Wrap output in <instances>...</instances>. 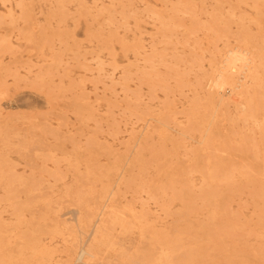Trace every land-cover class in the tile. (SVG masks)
<instances>
[{
  "label": "rangeland",
  "instance_id": "374dc122",
  "mask_svg": "<svg viewBox=\"0 0 264 264\" xmlns=\"http://www.w3.org/2000/svg\"><path fill=\"white\" fill-rule=\"evenodd\" d=\"M263 55L264 0H0V264H264Z\"/></svg>",
  "mask_w": 264,
  "mask_h": 264
},
{
  "label": "bare ground",
  "instance_id": "6f19581e",
  "mask_svg": "<svg viewBox=\"0 0 264 264\" xmlns=\"http://www.w3.org/2000/svg\"><path fill=\"white\" fill-rule=\"evenodd\" d=\"M27 17H28V16H27ZM240 32H241V34L243 35L244 33H242V32H245V31L242 30V31H240ZM241 34H240V36H241ZM245 34H246V33H245ZM247 35H248V34H247ZM247 35H246V36L244 35V36L247 37ZM248 36H250V35H248ZM236 38L238 39L237 36H236ZM241 38H242V37H241ZM249 38H251V37H249ZM237 39H236V40H237ZM238 40H239V39H238ZM243 40H245V39H243ZM240 41H241V40H240ZM240 41H239V42H240ZM247 41H250V39H249V40L247 39ZM251 41H253V38L251 39ZM251 41H250V42H251ZM244 42H246V41H244ZM133 43H134V42H133ZM241 43H242V41H241ZM251 43H253V42H251ZM251 43H250V44H251ZM248 44H249V43H247V45H248ZM243 45H244V43H243ZM244 46H245V45H244ZM250 46H251V45H250ZM122 47H123V46H122ZM139 47H140V46H138V47H136V48L139 49ZM246 47L248 48V46H246ZM237 48H238V47H237ZM239 49H240V48H239ZM239 49H238V50H239ZM248 49H249V48H248ZM256 49H257V48H256ZM124 50H125V49H124ZM234 50H235V49L233 48L232 51H234ZM241 50H242V49H241ZM243 50H244V49H243ZM245 50H246V49H245ZM229 51L231 52V50H229ZM252 51H254V50H251V52H250V51H249V52L252 54ZM136 52L139 53L140 51L136 50ZM215 52H216V51H215ZM227 52H228V51H227ZM235 52H236V51H235ZM247 52H248V51H247ZM249 52H248V54H249ZM257 52H258V51H257ZM237 53L239 54V53H241V52L238 51ZM237 53H236V57H235V58L238 57V54H237ZM242 53H244V52H242ZM245 53H246V52H245ZM213 54H214V53H213ZM233 54H234V52H233ZM255 54H256V53H255ZM258 54H259V53H258ZM231 55H232V54H231ZM231 55H227V53H226V56H229V57H227V58L225 59V66H223V67L221 66L222 69H221V71H219L220 73H219L218 77L216 78V81L214 82V85L217 84V83H219V84L221 83L220 86H222V84H224V82H226V80H228V79L230 78L229 80H232L231 83H232V84L234 83L233 85L235 86L236 83H235L234 81H236V79H235L234 76H237V75L234 74V73H235L234 70L237 69L238 64H236L237 62L235 61V58H234L233 56H231ZM234 55H235V54H234ZM240 55H241V54H240ZM245 55L247 56V54H245ZM259 55H260V54H259ZM211 56H213V55H211ZM216 56H217V55H216ZM243 56H244V55H243ZM243 56H242L241 59H243V58L245 57L244 60L246 61V56H244V57H243ZM249 56H250V55H249ZM254 56H255V55H254ZM261 56H262V54H261ZM261 56H260V57H261ZM263 56H264V55H263ZM239 57H241V56H239ZM239 57H238V58H239ZM251 57H252V56H250V58H251ZM255 57H256V56H255ZM257 57L259 58L258 55H257ZM215 58H216V57L213 56V60H214ZM223 58H225V57H223ZM250 58H249V59H250ZM247 59H248V56H247ZM249 59H248V60H249ZM256 59H257V58H256ZM260 59H262V61L264 60L263 57L260 58ZM210 60H211V59H210ZM239 60H240V59H239ZM245 61H243V63H244ZM256 61H257V60H256ZM260 61H261V60H260ZM260 61H259V62H260ZM113 62H114V61H113ZM127 62H128V61H127ZM209 62H210V61H209ZM221 62H222V61H221ZM238 62H239V61H238ZM253 62L255 63V61H253ZM211 63H212V61H211ZM239 63H240V62H239ZM243 63H241V64H243ZM257 63H258V61H257ZM257 63H256V64H257ZM260 63L264 66V62H260ZM212 64H213V63H212ZM241 64H239V67H240ZM244 64L246 65V63H244ZM258 64H259V63H258ZM261 64H259V65H261ZM209 65H210V63H209ZM236 65H237V67L234 69V67H235ZM262 65H261V66H262ZM226 66H227V68H226ZM242 66H243V65H242ZM242 66H241V67H242ZM247 66H250V69H251V67H252V66L250 65V63H249V65H247ZM257 66H258V65H257ZM210 67H211V66H210ZM253 67H254L255 71H257V69L255 68V65H254ZM217 68H218V67H217ZM219 68H220V67H219ZM246 68H247V67H246ZM257 68L259 69V68H261V67L258 66ZM238 69H239V68H238ZM263 69H264V68H263ZM263 69H262V70H263ZM240 70H241V69H240ZM262 70H261V71H262ZM245 71H246V70H245ZM245 71H244V73H249V72H247L248 70H247L246 72H245ZM251 71H252V70H251ZM233 72H234V73H233ZM237 72H238V71H237ZM263 72H264V71H263ZM202 73H203V72H202ZM242 73H243V72H242ZM242 73H240V74H242ZM253 73H254V70H253ZM256 73H257V75H258V72H256ZM259 73H260V72H259ZM204 74H205V73H204ZM216 74H218V72H217ZM233 74H234V75H233ZM249 74H250V73H249ZM260 74H262V72H261ZM202 75H203V74H202ZM206 75H207V74H206ZM244 75H245V74H244ZM255 75H256V74L252 75V76H253L252 78L256 79V80H253V83H254V81L257 83V81H258L257 79H259V77H260L259 75H258L259 77H254ZM257 75H256V76H257ZM262 75H263V74H262ZM200 76H201V75H200ZM200 76H199V77H200ZM203 76H205V75H203ZM203 76H202V77H203ZM214 76H215V75H214ZM216 76H217V75H216ZM232 76H233V79H232ZM199 77H197V78H199ZM205 77H206V76H205ZM239 77H241V76H239ZM239 77H238V80H239ZM246 77H247V76H246ZM248 77H249V76H248ZM210 78H211V77H210ZM250 78H251V77H250ZM261 78H262V77H261ZM202 79H203V78H202ZM234 79H235V80H234ZM199 80L201 81L200 78H199ZM210 80H211V79H210ZM210 80H209V81H210ZM233 80H234V81H233ZM238 80H237V81H238ZM242 80H244V78H243ZM242 80H241V81H242ZM247 80H248V79H247ZM260 80H261V79H260ZM204 81H205V80H204ZM237 81H236V82H237ZM261 81H262V80H261ZM261 81H260V82H261ZM197 82H199V81H197ZM197 82H196V85H198ZM202 82H203V81H202ZM202 82H201V83H202ZM207 82H208V80H207ZM229 82H230V81H229ZM229 82H227V83H229ZM243 82H244V81H243ZM243 82H241V85H242ZM250 82H251V81H250ZM250 82H249V83H250ZM262 82H263V81H262ZM205 83H206V82H205ZM210 83H211V81H210ZM210 83H208V84H210ZM227 83H226V84H227ZM231 83H230V84H231ZM256 83H255L254 85H257V87H259L258 84H256ZM219 84H218V85H219ZM226 84H224V85H226ZM237 84H238V82H237ZM237 84H236V85H237ZM239 84H240V82H239ZM246 84H248V83L246 82ZM251 84H252V83H251ZM199 85L201 86L202 84H199ZM203 85H204V84H203ZM211 85H212V84H211ZM214 85H213V86H214ZM218 85H217V86L215 85V86L219 88ZM244 85H245V84H244ZM259 85H260V83H259ZM200 86H198V87H200ZM205 86H206V84H205ZM208 86H209V85H208ZM208 86H207V87H208ZM237 86H239V85H237ZM202 87H203V86H202ZM202 87H201V88H202ZM246 87H247V86H245V88H246ZM249 87H250V84H249ZM254 87H255V86H254ZM261 87H262V85H261ZM196 88H197V87H196ZM233 88H234V87H233ZM251 88H252V90H255V89H256V88L254 89L253 87H250V89H251ZM214 89H215V88H214ZM219 89H220V88H219ZM238 89H239V88L236 87V90H237V91L234 90L235 93H236V92L238 93V91H239ZM241 89H242V88H241ZM247 89H248V87H247ZM258 89H261V88H258ZM258 89H257V91H258ZM263 89H264V86H263ZM263 89H262V90H263ZM199 90H200V88H199ZM201 90H202V89H201ZM203 90L205 91V88H203ZM203 90H202V91H203ZM220 90H221V89H220ZM242 90H244V86H243V89H242ZM242 90H241V91H242ZM196 91H197V90H196ZM202 91H201V92H202ZM211 91H212V90H211ZM246 91H247V90H246ZM257 91H256V92H257ZM260 91H261V90H260ZM197 92L200 93V91H197ZM239 92H240V91H239ZM242 92H243V91H242ZM253 92H255V91H253ZM199 93H198V94H199ZM200 94H201V93H200ZM202 94H204V93L202 92ZM207 94H208V91H207ZM217 94H218V93H217ZM238 94H240V93H238ZM242 94H243V93H242ZM244 94H245V93H244ZM249 94H251L250 91H249ZM253 94H254V93H253ZM220 95H221V94H220ZM247 95H248V93H247ZM198 96H200V95H198ZM207 96H208V95H207ZM207 96H206V97H207ZM239 96H240V95H239ZM204 97H205V96H204ZM210 97H211V96H210ZM215 97H216V95H215ZM240 97H241V96H240ZM244 97H245V95H244ZM248 97H249V96H247V98H246V97H245V98L248 99ZM251 97H252V95H251ZM253 97H254V96H253ZM200 98H201V96H200ZM200 98H199V99H200ZM220 98H221V97H220ZM245 98H244V99H245ZM254 98H255V97H254ZM204 99H205V98H204ZM204 99H203V100H204ZM222 99H224V96L222 97ZM226 99H227V98H226ZM230 99L232 100V98H230ZM207 100H208V99L206 98V100H204V101L207 102ZM212 100H214V99H212ZM250 100H251V99H250ZM222 101H223V100H222ZM228 101H229V102H228L229 104L226 102V105H227V104H228V105L231 104V103H230L231 101L229 100V98H228ZM233 101H234V100H233ZM233 101H232V102H233ZM237 101H238V100H237ZM246 101H247V100H246ZM246 101H245V102H246ZM206 102H205V103H206ZM209 102H210V101H208V105H210ZM249 102H250V101H248V102H246V103H249ZM219 103H220V102H219ZM222 103L224 104L225 101L222 102ZM236 103H237V102H236ZM238 103H241V105H239V106H242V105L244 106V105H246V104L243 103V102H239V101H238ZM238 103H237V104H238ZM242 103H243V104H242ZM252 103H253V101H251V104H252ZM232 104H233V103H232ZM196 105H197V104H196ZM228 105H227V107H229ZM233 105H234V104H233ZM247 105H248V104H247ZM252 105H253V104H252ZM252 105H249V106H252ZM217 106H218V105H217ZM222 106H225V105H222ZM227 107H226V108H227ZM245 107H246V106H245ZM195 108H196V107H195ZM250 108H252V107H249V109H250ZM245 110H246V109H245ZM247 110H248V109H247ZM248 111H249V110H248ZM250 111H251V109H250ZM250 111H249V112H250ZM196 112H197V109H196ZM250 114H251V113H250ZM210 172H211V171H210ZM213 172L215 173L216 171L214 170ZM208 175H209V174H208ZM214 175H216V174H214ZM209 176H210V175H209ZM210 178L212 179V178H214V176H213V177L211 176ZM103 184H104V183H103ZM101 186H102V185H101ZM187 186H188V185H187ZM187 186H185V189H184V186H183L181 189H182V190L184 189V190L186 191V190H187V189H186ZM188 187H189V186H188ZM190 188H191V187H190ZM100 189H101V188H100ZM107 189H108V188H107ZM181 189H180V190H181ZM180 190H179V191H180ZM182 190L180 191V193H182ZM184 190H183V191H184ZM208 191H210V190H208ZM152 192H153V190H152ZM205 192H207V191L205 190ZM205 192H204V193H205ZM180 193H179V194H180ZM184 193H185V192H184ZM184 193H183V196L181 195V196L178 197V196L176 195L177 198H180V197H181L180 199L183 200L184 197L186 196V195L184 196ZM187 193H190V192H187ZM43 194H44V193H43ZM176 194H177V193H176ZM210 194H211V192H210ZM117 195H118V194H117ZM204 195H205V197L207 196V194H204ZM40 196H41V195H40ZM187 196H188V195H187ZM209 196H210V195H209ZM116 197H117V196H116ZM182 197H183V199H182ZM187 198H188V197H186V199H187ZM123 199H124V198H123ZM129 200H130V199H129ZM113 201H114V200H113ZM108 204H109V203H108ZM104 206H106V205H104ZM131 206H132V205H131ZM95 207H96V206H95ZM108 207H109V206H108ZM127 207H129V206H127ZM189 207H190V206H188V208H189ZM106 208H107V206L104 208L105 211H106ZM102 210H103V209H102ZM108 210H109V209H108ZM116 210H117V209H116ZM109 211L111 212V210H109ZM109 211L107 212V214L109 213ZM93 212L97 213L96 211H93ZM102 212L104 213V211H102ZM112 212H113V211H112ZM119 212H120V211H119ZM95 213H94V214H95ZM114 213H115V212H114ZM101 214H102V213H101ZM116 214H118V213L116 212L115 215H116ZM119 214H120V213H119ZM99 215H100V213H99ZM102 215H103V214H102ZM109 215L111 216V214H109ZM112 215H113V214H112ZM121 215H122V214H121ZM118 216H119V215H117V218H118ZM90 217H91V216H90ZM112 217H114V215H113ZM101 218H102V217H101ZM103 218H104V217H103ZM103 218H102V221H105V222H106L107 220H103ZM108 218H109V217H108ZM110 218H111V217H110ZM141 218H142V217H141ZM141 218L139 217V219H141ZM81 219H82V218H81ZM92 219H93V218H92ZM105 219H107L106 216H105ZM113 219H115V218H113ZM109 220H110V219H108V221H109ZM120 220H121V219H120ZM124 220H125V219H124ZM133 220H135V217H134ZM118 221H119V219H118ZM121 221H122V220H121ZM126 221H127V220H126ZM137 221H138V220H137ZM97 222H98V221H97ZM100 222H101V220H100ZM111 222H112V220H111ZM128 222H129V221H128ZM128 222H127V225L129 224ZM101 223H102V222H101ZM114 223H116V222L114 221ZM125 223H126V222H125ZM125 223H124V224H125ZM98 224H99V223H98ZM98 224H97V225H98ZM103 224H104V222H103ZM103 224H102V225H103ZM102 225H101V226H102ZM130 225H131V223H130ZM99 226H100V225H99ZM121 226H122V228H123V224H121ZM87 227H88V226H87ZM105 227H106V226L104 225L103 229H104ZM108 227H111V226H108ZM108 227H106V228H108ZM188 227H189V226H188ZM130 228H131V226H130ZM149 228H150V227H148V230L151 232V230H150ZM201 228H202V227H201ZM103 229L99 230V229L96 228V231H97V230L102 231ZM125 229H126V230L129 229V227H128V228H125ZM109 230H110V229H109ZM109 230H108V231H109ZM123 230H124V229H123ZM126 230H125V231H126ZM153 230H154V229H153ZM104 231H107V230L104 229ZM154 231H155V230H154ZM94 232H95V230H94ZM94 232H93V234H94ZM97 232H98V231H97ZM143 232H145L144 229H143ZM146 232H147V231H146ZM150 232H149V234H150ZM155 232H156V231H155ZM155 232H154V235L156 234ZM157 232H158V230H157ZM101 233H104V232H101ZM160 233H161V232H160ZM160 233H159V234H160ZM162 233H164V232H162ZM182 233H185V231L182 232ZM104 234H105L104 236H107L108 233H107V234L104 233ZM144 234H145V233H144ZM146 234H148V233H146ZM159 234H157V235H159ZM102 235H103V234H101V236H102ZM157 235H156V236H157ZM162 235H163V236H166L165 234H162ZM168 235H169V232H168ZM95 236H96V235H95ZM97 236H99V235H97ZM101 236H100V237H101ZM172 236H173V235H172ZM150 237H151V236H150ZM152 237H153V236H152ZM154 237H155V236H154ZM94 238H95V237H94ZM155 238H156V237H155ZM161 238H162V237H161ZM161 238H160V239H161ZM172 238H173V237H172ZM174 238H175V237H174ZM176 238H177V237H176ZM180 238H181V237H180ZM99 239H100V238H99ZM168 239H170V240H169V241H170V244L175 240V239H174V240L172 239V241H171V238H169V237H168ZM94 240H95V239H94ZM96 240H97V238H96ZM106 240H107V238H106ZM106 240H105V241H106ZM158 240H159V239H158ZM98 241H99V240H98ZM98 241H97V242H98ZM153 241H154V240H153ZM156 241H157V240H156ZM163 241H164V240H163ZM92 242H95V241H91L90 243H92ZM159 242L161 243L162 241H159ZM163 243H165V242H163ZM175 243H176V242H175ZM92 244H93V243H92ZM92 244H90V245L92 246ZM94 244H95V243H94ZM94 244H93V246H94ZM110 244H111V243H110ZM167 244H168V243H167ZM176 244H178V245H176V246H180L179 243H176ZM182 244H183V243H182ZM149 245H150V244H149ZM104 246H105V245H104ZM153 246H154V245H153ZM155 246H156V247H153V250H154V248H156V249H157V248L160 249V248H163V247H164V245H163V247H161V245H160V248H159V247H157V246H158L157 244H156ZM176 246H175V244H174V247H176ZM97 247H98V246H97ZM148 247H149V246H148ZM150 247H151V246H150ZM150 247H149V248H150ZM172 247H173V245H172ZM172 247H171V248H172ZM187 247H189V245H188ZM67 248L69 249V247H67ZM67 248H66V249H67ZM73 248H74V247H73ZM106 248H107V247H106ZM149 248H147V249H149ZM151 248H152V247H151ZM179 248H180V247H179ZM184 248H186V247H184ZM193 248H194V246H193ZM66 249H65V250H66ZM90 249H91V248H90ZM92 249H93V248H92ZM107 249H109V248H107ZM147 249H146V250H147ZM158 249H157V251H155V252L158 253V252H159ZM165 249H167V248H164V250H165ZM173 249L175 250V248H173ZM173 249H172V251H173ZM186 249L189 250L190 247H189V248H186ZM197 249H198V248H197ZM93 250H94V249H93ZM95 250H96V251L98 250V249H96V246H95ZM95 250L92 251V253H93V252L95 253ZM101 250H102V249H101ZM113 250H114V249H113ZM113 250H112V251H113ZM138 250H139V249H138ZM138 250H137V251H138ZM143 250H145V249H142L141 252H143ZM151 250H152V249H151ZM151 250H149V251H151ZM168 250H170V248H169ZM177 250H178V249H176L175 251H177ZM188 250H185V249H184V252H185V251L188 252ZM193 250H196V247H195L194 249L189 250L190 252H189L188 255H191L190 253H191ZM198 250H199V249H198ZM198 250H197V251H198ZM70 251H72V250H70ZM73 251H74V250H73ZM139 251H140V250H139ZM147 251H148V250H147ZM149 251H148V252H149ZM197 251H196V253H197ZM84 252H86V251H84ZM84 252H83V253H84ZM151 252H152V251H151ZM151 252H150V253H151ZM184 252H183V253H184ZM83 253H82V254H83ZM87 253H88V252H87ZM145 253H146V251H145ZM145 253H144V254H145ZM150 253H149V255L151 256L152 253H151V254H150ZM153 253H154V252H153ZM157 253H156V255H157ZM168 253H169V252H168ZM174 253H176V255H177V252H174ZM69 254H70V253H68V255H69ZM89 254H90V253H89ZM89 254H88V255H89ZM131 254H132V253H131ZM138 254L141 255L139 252H138ZM144 254H142V255H144ZM146 254H148V253H146ZM146 254H145V255H146ZM154 254H155V253H154ZM164 254H165V253H164ZM170 254H172V256H173V253H172V252H170ZM91 255H92V254H91ZM93 255H94V254H93ZM136 255H137V254H136ZM179 255H181V254H179ZM185 255H187L186 252H185ZM185 255L182 254L183 258H184ZM188 255H187V257L185 256L187 259L190 257V256H188ZM193 255H194V253H193ZM131 256H132V255H131ZM134 256H135V253H134ZM146 256H147V255H146ZM182 256H179V260L181 259ZM203 256H204V255H203ZM135 257H136V256H135ZM137 257H139V256H137ZM141 257H142V258H145V256H141ZM141 257H140V258H141ZM147 257H148V256H147ZM152 257L154 258V256H152ZM173 257H175V255H174ZM140 258H139V259H140ZM149 258L151 259V257H149ZM149 258H148V259H149ZM153 258H152V259H153ZM161 258H162V257H161ZM186 258H185V259H186ZM77 259H79V257H78ZM127 259H128V258H127ZM146 259H147V258H145L144 260H146ZM152 259L149 260V261L152 262ZM172 259H174V258H172ZM177 259H178V258H177ZM185 259H184V260H185ZM191 259L193 260L194 258H190V260H191ZM153 260H155V258H154ZM165 260H167V259H165ZM182 260H183V259H181V262H180L179 264H182V263H183ZM188 260H189V259H188ZM77 261H78V260H77ZM121 261H122V260H121ZM127 261H128V260H127ZM133 261H134V260H133ZM141 261H143V259H141ZM21 262H22V261H21ZM69 262L71 263L72 261H69ZM123 262H124V261H123ZM125 262H126V261H125ZM130 262H131V260H130ZM130 262H127V263H130ZM136 262H137V261H136ZM138 262H139V260H138ZM170 262H171V261H170ZM172 262H174V260H172ZM176 262H177V261H176ZM176 262H174V263H176ZM193 262H194V261H193ZM193 262H192V263H193ZM142 263H143V262H142ZM144 263H146V261H144ZM174 263H173V264H174ZM177 263H178V262H177ZM187 263H188V261H187ZM68 264H69V263H68ZM83 264H84V263H83ZM86 264H87V263H86ZM122 264H123V263H122ZM130 264H131V263H130ZM146 264H148V263H146ZM183 264H184V263H183ZM185 264H186V263H185ZM188 264H190V263H188Z\"/></svg>",
  "mask_w": 264,
  "mask_h": 264
}]
</instances>
